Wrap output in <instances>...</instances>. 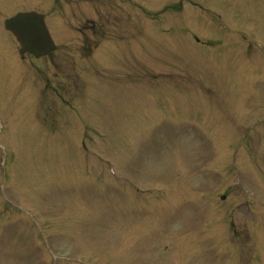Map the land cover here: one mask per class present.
I'll return each mask as SVG.
<instances>
[{"label":"rangeland","instance_id":"374dc122","mask_svg":"<svg viewBox=\"0 0 264 264\" xmlns=\"http://www.w3.org/2000/svg\"><path fill=\"white\" fill-rule=\"evenodd\" d=\"M4 1L16 7L15 0ZM156 1L146 0L154 6L146 7V13L158 18L162 12L177 17L189 16L206 29L229 27L231 11L215 10L213 4L216 0H178L175 6L160 9L163 3ZM162 1L166 3V0ZM26 2L21 0L18 9L28 8ZM90 7H83L86 19L93 13V7ZM256 19L254 16V21ZM232 21L240 25V29L250 28L251 33L256 27L254 22L243 26L237 16ZM261 28H256L255 33L264 38ZM158 29L159 32L150 35H155V40L162 43L170 40L171 47L177 50L168 54L170 59L153 60L152 65L158 67L148 74L139 72L135 76L157 81H184L191 76V70L193 77L204 82L209 77L225 83L228 74L241 71L242 61L236 55L219 57L226 52L219 44L204 45L203 36L198 42L182 26ZM242 43L249 57H264L261 42L248 37L242 39ZM187 46L186 53L180 51ZM200 61L207 68H203ZM244 68L243 73L246 72ZM120 69L124 72L126 66ZM104 75L100 78L105 79L111 73L106 69ZM250 79L254 93L242 96L243 106L253 103L256 93L257 80ZM92 80L94 78L89 75L88 83L82 84L84 91L80 94L78 111H65L66 105L59 107L58 103L50 101L51 92L54 95L52 90L56 91L54 85L44 90L40 111L23 109L27 98L33 94L32 88L17 90L11 100L16 111H7V103L0 99V205L12 208L16 216L15 230L7 236L13 238L15 235L13 243L3 240L0 244V264H46L42 236L59 258L55 262L51 260L50 264H70L77 259L91 264L64 252L79 253L99 264H264V210L248 199L247 208L241 207L240 213H233V206L241 200L233 196L230 208L222 211L224 214L214 213L215 189L226 191L233 180L230 174L234 172L229 165L228 175H220L217 179L207 178L200 171L192 177L187 175L185 159L195 158L198 143L201 151L211 148V155H216L220 138L228 140L219 130L214 137L210 135L211 129L219 128L218 117H222L220 111H208L221 106L217 102L218 92L214 94L212 90L199 89L196 84L184 85L183 88L192 93L181 95H188L186 97L199 105L205 114L185 111L187 105L178 106L184 111H174L175 119H172L167 116L168 111H119V108L124 110L123 106L138 108L139 96L118 98L128 86L119 85L115 89L104 86L98 90ZM259 80L264 82V79ZM180 86L178 83V90ZM262 87L264 89L263 84ZM236 88L229 83L215 87V90L226 99L228 95L225 93ZM263 91L258 89L257 93ZM94 95L92 111H85L89 96ZM177 98L185 101L181 96ZM61 109L64 111H59ZM186 112L194 116L195 122H181L180 114ZM250 112L254 114H242V121L237 126L242 135L237 145L231 147H237L231 151L232 162L234 155H240V145L254 132H259L260 113ZM154 115L161 116L155 123ZM197 115L201 116L200 119ZM233 118L234 122L229 124L225 118L221 121L225 123L226 133L236 130V121L240 118L235 115ZM194 138L198 143L193 141ZM263 146L264 141L254 149L259 166L264 164ZM182 151L187 152L186 157L179 155L180 164L175 165L176 156ZM237 161L239 163L240 159ZM258 165L244 164L246 172L241 183L247 185L253 197L261 199L264 198V175L259 173L264 171ZM214 168L223 170L225 165H214ZM108 182H116L117 188L112 193H107L104 188ZM138 185L162 187L141 189L133 196L130 189ZM163 185L170 186L174 193L164 201L162 197L167 192ZM184 191L204 194L185 193L181 197ZM232 220L237 221L240 235L248 238L246 244L231 243V236L219 233L220 225L224 228V224L227 226ZM246 220L253 226L247 225ZM214 236L215 240H211L210 237ZM258 240L263 242V247ZM235 245H239V249ZM230 256L236 258L230 259Z\"/></svg>","mask_w":264,"mask_h":264}]
</instances>
